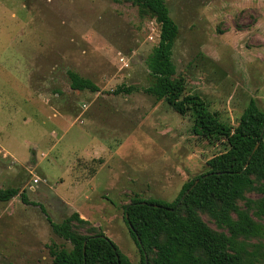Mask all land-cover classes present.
<instances>
[{"label": "rangeland", "instance_id": "1", "mask_svg": "<svg viewBox=\"0 0 264 264\" xmlns=\"http://www.w3.org/2000/svg\"><path fill=\"white\" fill-rule=\"evenodd\" d=\"M166 3L179 27L172 60L185 93L233 127L249 99L264 111V0ZM159 35L130 0H0V189L27 197L0 201V264H52V245L72 246L49 220L75 212L88 221L76 231L105 234L140 264L125 206L135 197L173 202L227 149L144 91ZM68 71L99 92L72 90ZM120 86L135 89L118 94Z\"/></svg>", "mask_w": 264, "mask_h": 264}, {"label": "trees", "instance_id": "2", "mask_svg": "<svg viewBox=\"0 0 264 264\" xmlns=\"http://www.w3.org/2000/svg\"><path fill=\"white\" fill-rule=\"evenodd\" d=\"M130 1L141 18L154 19L160 28L159 43L147 61L154 82L144 91L179 115H190L194 135L227 147L208 160V171L184 184L173 202L135 197L125 206L124 219L139 248L140 264H263L264 242L251 241L264 239V224L254 219L264 217V111L255 99H249L233 127L201 96L185 93V81L175 78L172 60L179 27L166 0ZM68 76L74 91L100 90L76 72L68 71ZM133 89L120 86L116 93L129 94ZM249 193L261 197L250 199ZM19 194L18 188L0 189V201L8 202ZM20 197L27 202L24 193ZM201 214L222 231L213 230ZM49 221L54 233L72 246L52 245V264H133L105 234L76 231L75 222L88 224L77 212L60 224Z\"/></svg>", "mask_w": 264, "mask_h": 264}, {"label": "water", "instance_id": "3", "mask_svg": "<svg viewBox=\"0 0 264 264\" xmlns=\"http://www.w3.org/2000/svg\"><path fill=\"white\" fill-rule=\"evenodd\" d=\"M263 136H264V129H263L262 134H261V137H263ZM258 146H259V144L257 145V147H258ZM257 147H256V148H257ZM256 148H255V149H256ZM196 183H198V181H197ZM146 261H147V259H146Z\"/></svg>", "mask_w": 264, "mask_h": 264}]
</instances>
